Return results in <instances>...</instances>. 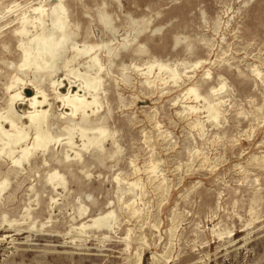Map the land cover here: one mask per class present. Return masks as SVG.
Returning <instances> with one entry per match:
<instances>
[{"label":"rangeland","instance_id":"1","mask_svg":"<svg viewBox=\"0 0 264 264\" xmlns=\"http://www.w3.org/2000/svg\"><path fill=\"white\" fill-rule=\"evenodd\" d=\"M0 188V264H264V0H0Z\"/></svg>","mask_w":264,"mask_h":264},{"label":"bare ground","instance_id":"2","mask_svg":"<svg viewBox=\"0 0 264 264\" xmlns=\"http://www.w3.org/2000/svg\"><path fill=\"white\" fill-rule=\"evenodd\" d=\"M58 10H61V5H60V3H58L54 8H53V14H52V20H51V32H50V36L48 37V38H46V40L45 41H43V40H38L37 39V41H40L39 42V44H40V47H41V50L40 51H38V50H36V54H34V56H33V59H31V61H34V60H36L35 58L37 57V56H39L41 53H43L44 51L48 54V55H53L54 53H55V51L57 50V47L60 45V44H62V42L65 40V33H66V29L65 28H63V27H61L60 25H59V23H58V18H63V15L62 14H60L59 13V15H56V13H57V11ZM56 16V17H55ZM53 17H55V18H53ZM39 21V20H38ZM59 30L61 33H62V36H63V38L61 39L62 41H60V42H58L56 39H55V33H54V31H56V30ZM161 67V66H160ZM38 70V69H37ZM86 85H88V84H86ZM84 86V88L86 87V90H87V88H88V86ZM90 86V85H89ZM92 88V87H91ZM185 93H192V94H194V99H196L197 98V95H196V93H195V91L193 90V89H189L187 92H185ZM38 94V93H37ZM37 94L34 96V97H31V98H29V99H27L28 100V102H29V104H30V106L31 107H33V108H35L36 107V105H42L44 102H45V99H44V97H42L43 98V100L42 101H37ZM68 96V95H67ZM17 97H19L18 96V94H15L13 97H12V99H15V98H17ZM63 98V97H62ZM66 101H67V104L70 106V111H71V114L72 115H76L77 113H80L81 115H82V118L84 119V115H85V112H86V109H88L89 108V104L84 100V99H81V98H79L78 96H77V94H74V95H72V96H69V97H67L66 99H65ZM65 101V102H66ZM9 108V107H8ZM189 108V107H188ZM12 107L11 108H9V110H7L8 111V118H7V121H8V123L10 124V127L11 128H13L14 127V123H13V121H12V114L14 113V112H12ZM209 112V111H208ZM42 113H44V112H39V113H37V112H34L33 114H29V116H28V119H29V125H30V127H33L34 128V135H35V138H34V141H33V148L34 149H37V148H39V147H45V145L47 144V143H49L48 141L50 140L49 138H48V136L42 131L43 130V124H44V117H43V114ZM212 117H213V119H215L214 118V116L212 115ZM6 120V119H5ZM5 135H7V136H9L8 135V133H6V132H3ZM100 135L99 136H101V135H103V132H101L100 131V133H99ZM82 137H84V138H86V135H85V133H82V135H81ZM12 139H13V141H12V143L13 144H17L18 145V143H21L23 140H25V136L21 133V132H18V131H16L15 132V134H14V136H12ZM87 141H88V143H90L91 142V140H88L87 139ZM11 142V141H10ZM9 142V143H10ZM12 144V145H13ZM91 144V143H90ZM16 145V146H17ZM85 145H86V143H85ZM85 145H83V146H85ZM88 146V145H87ZM27 149V148H26ZM23 150V152H24V156H25V159L27 158V151L28 150ZM24 158V157H23ZM54 177V176H53ZM51 178V177H50ZM50 181H51V179H50ZM1 189V188H0ZM109 216V214L105 217V218H107ZM100 221V220H99ZM95 223H97V222H95Z\"/></svg>","mask_w":264,"mask_h":264}]
</instances>
